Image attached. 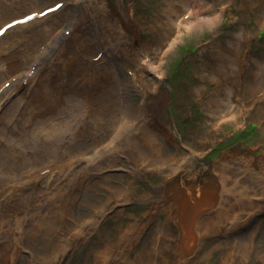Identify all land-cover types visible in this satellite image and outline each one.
Listing matches in <instances>:
<instances>
[{
  "label": "rangeland",
  "instance_id": "1",
  "mask_svg": "<svg viewBox=\"0 0 264 264\" xmlns=\"http://www.w3.org/2000/svg\"><path fill=\"white\" fill-rule=\"evenodd\" d=\"M181 1L194 5L192 14L200 3L204 10L197 17L183 11L173 42L161 48L139 24L155 23L160 0H102L103 36L92 9L96 0H3L0 25L61 6L34 18L43 21L0 35V264H264V0ZM117 2L130 9L139 28L135 38L126 27L119 32ZM216 13L213 23L203 22ZM65 19L74 27L59 31ZM222 46L244 60L230 73L243 89L240 106L233 103L235 89L217 90L210 72ZM143 59L159 63L160 72L142 71ZM257 65L260 82L251 78ZM21 72L31 79L15 92ZM78 73L87 78L76 79ZM156 88L162 92L157 116L122 117L150 105L142 91ZM77 89L90 110L111 103L114 121L84 124L96 131L78 129L60 103ZM218 102L227 106L219 111ZM122 127L148 131L162 161L146 165L128 151L133 140L114 139ZM45 147L54 152L45 157ZM231 171L234 182H245L227 180ZM207 186L216 187L215 195L252 199L251 213L227 221L213 200L188 215L184 204L195 199L189 191ZM163 192L171 195L172 212ZM240 244L248 249L239 250Z\"/></svg>",
  "mask_w": 264,
  "mask_h": 264
},
{
  "label": "bare ground",
  "instance_id": "2",
  "mask_svg": "<svg viewBox=\"0 0 264 264\" xmlns=\"http://www.w3.org/2000/svg\"><path fill=\"white\" fill-rule=\"evenodd\" d=\"M70 1L73 5H77L78 3L82 2L83 0H70ZM176 1L178 3H176ZM101 2H102V0H96V3H94L92 5V9H93V11L96 12V17L98 19L97 20L98 34L103 36L105 33L106 15L104 14V12L101 9V6H100ZM160 2H161V5L163 7V11L159 16L153 18L155 23L148 26L143 21H140L139 24H140L141 28L147 27L148 29H150L151 35L158 37L159 42H160L159 45L162 48L163 45H165V43L167 44L169 42L168 44H171V42H173V40L171 38L175 32L174 21L179 16L182 15L183 11H188L190 13L189 16L193 15V16L197 17V15L200 13V11L204 10V7H203V4L200 3L199 6L197 8H195L196 14L195 13L192 14V9H193L192 7H194V5L191 2H186V1H181V0H160ZM117 3L121 6V8H120V14L121 15L119 16L120 26L118 27L119 32L122 31V29H124V27H126L131 32L133 37L135 38L139 28L137 25H135V23L132 19V16L130 14V11H128L129 8H127L122 2H117ZM3 4H4L3 0H0V6H2ZM177 4H181L180 8L178 7ZM44 9L45 8H43V10ZM43 10L38 11V13L42 12ZM35 12H36L35 10H32L31 12H29L27 14H33ZM27 14H25L21 17H16V18H14L8 22H4V24H1L0 27H2L3 25H6L12 21H15L17 19H21L24 16H26ZM217 18H218V15L216 13L211 18L209 17L207 19V21L204 20L203 22L206 24L213 23ZM43 20H44V18L41 20L33 19L32 21L26 22L25 24L15 26V28H24L26 26H30L33 23L40 22ZM177 26L178 27L184 26L185 29L190 28L189 24L183 25L182 23H179ZM73 27H74L73 20L72 19H65L59 24L58 30L64 31V30L72 29ZM42 33H44V35H42L44 37L49 35V31L47 29L45 31H42ZM57 36H58V33L56 35H54L52 38L54 39ZM105 36L107 39L111 40V39H113L114 34L109 31ZM162 42H164V43H162ZM219 51H221L222 54L221 55L218 54L216 61L212 65V68L210 71L215 77H217V79L214 80V85L216 88H218L217 90H219L223 86L226 87V85L232 86V88L235 89V93H236V96L233 100V103H235V107L240 106V103L242 101L241 96H242L243 89L240 86V80H239L238 76L237 75L231 76L230 73L234 69L239 70L244 63V60L241 59V56L238 53H236L235 49H234V51L233 50L229 51L227 47L222 46V49L220 48ZM127 52H128V50L126 48L124 49L121 45L118 46V53H119L120 57L122 59H124L125 62L129 61V55L127 54ZM161 54H162V56L164 55L163 52ZM141 70L142 71L150 70L154 73H159L160 72V64L159 63L155 64L154 61L151 62V61L145 59L143 64L141 65ZM261 70H262L261 65H257V67L255 69H253V72L251 74V78L255 82H260ZM109 77H110V75L107 76V78H109ZM75 78L76 79L80 78V79L85 80L87 78V75H83V73H78L75 76ZM94 78H95V75L94 74L91 75V79H94ZM96 78H97V76H96ZM103 78H106V75H103ZM14 79L18 83V87L15 88V92H17L20 89V87L22 86V83L26 80L31 79V78H29V75L27 72H24V73L21 72V73H18L17 75H15ZM9 81L12 82V80H9ZM144 83L145 82H142V85H144ZM80 86H83V84L80 83L79 87ZM145 86H147V84H145ZM124 89H125L124 87L121 88V94H123ZM103 94H105V93H103ZM142 97L152 98L153 101L150 105H145V107L140 109V110L131 109L130 112L123 113L122 117L126 121L129 118H132L133 116H137V118H142L143 116L146 117L153 112H154L155 116L158 115V110L160 109V105H161V101H162V92L158 88H156L155 90H152V91H148V92L142 91ZM205 98H206L207 102L210 103V101H212L211 92L205 94ZM262 102L264 103V101H262ZM60 103L63 104L65 106V108L67 106V108L69 110V115L72 118V120H74L77 123L78 129H82V128L91 129L92 128L96 131V128H93L90 124L93 125L99 119L103 120V125H106V124L114 121V112L112 111L113 105L111 103H109L105 106H99L97 108L95 107V108L90 110L89 108H86L87 106L85 105V99L82 97V95L78 91V89L75 90V92L72 96H70L66 99L60 100ZM226 103L223 102L222 105H220L219 102L217 103L219 105V111L222 110V107H224V105L227 106ZM228 106L230 107V103L228 104ZM230 118L233 120L234 116H231ZM122 121H124V120H122ZM85 123H90V124L84 125ZM143 124L145 126L147 125L146 123H143ZM114 131H115L114 139H118V140L130 139V140H133V142L128 146V151H131L135 155L140 154L139 159L140 160L144 159V162L148 163L146 165H149V164L150 165H153V164L156 165L162 161L161 160V153H159V155H157L155 152L156 146L152 142V138L150 137L148 131L141 130L138 132H132V131L128 130L126 127H124V128L122 127L120 129H114ZM136 140H140V141L142 140L143 142H145L144 147H141L137 144L134 145V141H136ZM45 149H46V147H45ZM53 152H54L53 148H47L45 150V153H46L45 157L49 156ZM95 153H96V147H94L92 150H90L88 154H90V156L93 158L95 156ZM146 154L149 155V158ZM1 157H4V155H1ZM169 159H173V158H169ZM68 167L69 168L72 167L70 165V163H69ZM169 169H170L169 165L164 166V170H169ZM236 178H237V173H235L233 171L228 172V175L226 176L227 180H230L231 182L235 183V185H238V186L241 185L243 182H245L244 180H241V179L234 182V180ZM255 180L257 182V185L261 184L260 180L258 178H256ZM215 190H216V187L207 186L205 190H204V188L199 187L196 190L189 191V194L193 195L194 196L193 198H195V199H194V201H193L194 203H192V205L187 206L184 204L185 209L188 210V215H190L189 211L191 214L193 212V210L190 208L194 207V211H197V210L199 211L203 207H205L209 203H211L213 200H214L215 205L222 208L220 211V214H218V217H220V218L225 217L227 221H232V220L236 219L241 213H247V214L251 213L252 206L254 205V201L252 199L249 200V199L245 198V201H244L241 199L242 196L241 197L238 195L233 196L232 193L227 194V195H225V194L215 195L213 193ZM253 191H254V188H252V187L247 188V190H245V192L248 194H250V192L253 193ZM163 193H164V196H167V197H164L165 198L164 200L169 202V204H170L169 211L172 212L173 208H172V202H171V195H168L165 192H163ZM214 226H215V223L211 222L207 229L209 230L210 227L214 228ZM238 249L241 251H245L248 248L246 247V249H244L243 246L240 244L238 246ZM225 262H227L226 257H225Z\"/></svg>",
  "mask_w": 264,
  "mask_h": 264
}]
</instances>
